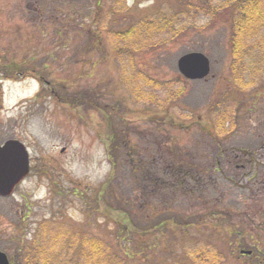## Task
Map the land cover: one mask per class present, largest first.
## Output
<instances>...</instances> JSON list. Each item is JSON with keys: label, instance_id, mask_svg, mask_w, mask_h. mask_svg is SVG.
<instances>
[{"label": "rangeland", "instance_id": "1", "mask_svg": "<svg viewBox=\"0 0 264 264\" xmlns=\"http://www.w3.org/2000/svg\"><path fill=\"white\" fill-rule=\"evenodd\" d=\"M125 1L130 11L120 17L113 9L118 0H0V67L17 61L20 70L16 81L0 74V145L21 141L31 163L14 195L0 197V250L19 264L40 228L66 222L106 241L120 258L126 248L135 256L140 249L139 264H165L172 249L201 245L223 254L221 264H259L240 253L264 254V98L235 95L246 103L238 128L226 137L216 132L217 116L229 107L222 102L233 95L230 25L194 18L180 0ZM160 13L182 14L184 36L137 55L134 68L124 56L121 63L109 32ZM192 52L211 60L207 79L190 82L180 75L179 59ZM135 70L155 82H177L183 97L167 109L136 100L127 83ZM261 75L264 86V70ZM108 118L124 145L116 169L105 135ZM235 147L250 149L254 159L235 158ZM129 164L145 165L144 174L133 175ZM179 171L187 184L175 191ZM148 184L159 192L147 207L144 191L153 195ZM122 199L142 228L150 218L161 223L174 215L191 224L186 242L171 233L122 237Z\"/></svg>", "mask_w": 264, "mask_h": 264}, {"label": "trees", "instance_id": "2", "mask_svg": "<svg viewBox=\"0 0 264 264\" xmlns=\"http://www.w3.org/2000/svg\"><path fill=\"white\" fill-rule=\"evenodd\" d=\"M179 2L180 6L183 9L185 8L183 11L195 13L194 18H200L205 15L206 19L212 22L216 20L217 22H226L230 25L231 75L232 79L240 81L238 82L240 83L238 84L239 86L234 87L236 88V93L233 94L240 97L243 90L241 83L251 79L258 80L264 70V0H180ZM113 9L116 11L117 16L120 17L122 15L126 16L125 14L130 11L125 0L123 2L118 0ZM110 14L115 15V13L112 14V11ZM182 21H184L182 14L176 13V15L171 16L160 13L153 17L148 15L141 17L136 21L130 22L124 29L110 31L114 47L112 50L114 51L113 54L120 58L122 63V56L132 61L137 55L145 53V51L152 52L173 43L182 38L187 31V27L183 25ZM1 63L2 60L0 59ZM18 65L17 61H11L10 66L0 67V74L7 80L16 81L19 79L18 75L20 74ZM131 66L133 68L136 67L134 61L131 62ZM131 77H135V79L133 81L126 79L127 83L133 88L132 91L136 100L140 102L146 101L149 104L163 106L167 109L179 102L183 97V87H177V82H175L176 85L174 82H155L145 76L140 70H135ZM144 81L145 85L142 84L143 87L138 85V82L143 83ZM136 82L137 84L133 85ZM145 86L148 88L154 87L157 92L146 93L144 90L142 91L141 89ZM235 100L237 99L235 98ZM237 104L238 102H236ZM125 115L129 116L132 113L127 112ZM230 119L231 116L224 114L222 121ZM110 120L108 118L109 127L105 135L110 145L112 167L116 169L118 152L124 145L118 143L113 122ZM126 125L125 123V127H127ZM223 132L225 133L226 131ZM130 153H135V150L132 148ZM132 159L133 157L131 156L129 161H132ZM129 167L133 175L144 174L141 171L145 167L143 164H129ZM175 177L176 180L174 179L172 183L176 191L181 186H184L186 183L184 180L187 177L180 171L176 172ZM146 186L153 192L152 195L144 191L145 195L142 204L145 203L148 207L151 198H154V195L158 196L157 192L159 191L152 184ZM103 188L101 195L105 197L104 193L107 192V185ZM131 211L130 204L122 199L120 214L122 224L118 232L126 239L130 237L129 239L132 240L136 238V235L147 236L148 234L157 233L161 235L171 233L173 236H179V240L183 242H186L187 237H189L191 224H186L177 218L176 215L169 220L165 219L161 223L157 219L159 217L153 220L150 218L152 222L149 221L142 228L136 223L135 216ZM108 213L110 214V212ZM168 214L171 213L169 212ZM37 237L35 242L28 245L24 252L20 253L19 264H139L136 257L140 255V249H138L137 256H135L134 249L132 253L126 248L127 250L120 258L113 246L106 241L96 237L90 238L86 232L68 226L66 222L55 228L49 226L41 229ZM210 246L201 245L193 250H187L185 247L179 248V250L172 249L169 252L172 259L165 262V264H221L224 260L223 254ZM59 248L61 249L59 250ZM62 251H64V254L61 257ZM252 252L253 254L248 257L251 259L256 258L259 264H264V254L256 257L255 251ZM59 253L61 254L59 255ZM141 257V260H147L145 258L146 255Z\"/></svg>", "mask_w": 264, "mask_h": 264}, {"label": "water", "instance_id": "3", "mask_svg": "<svg viewBox=\"0 0 264 264\" xmlns=\"http://www.w3.org/2000/svg\"><path fill=\"white\" fill-rule=\"evenodd\" d=\"M180 74L188 80H203L211 72V63L205 54L193 52L178 61ZM30 173V156L26 146L18 140H9L0 146V195L11 196L15 188ZM242 254H251L242 252ZM0 264H11L0 250Z\"/></svg>", "mask_w": 264, "mask_h": 264}, {"label": "flooded vegetation", "instance_id": "4", "mask_svg": "<svg viewBox=\"0 0 264 264\" xmlns=\"http://www.w3.org/2000/svg\"><path fill=\"white\" fill-rule=\"evenodd\" d=\"M238 82H240V81L234 80V79L229 81L230 87H232V88L228 91V93H230V94L236 93V88H234V87L239 86L238 84H240V83H238ZM241 84H242V88H243L241 96H243V98H246V99L248 98L250 100H252V99L253 100H256V99L259 100L260 98H264V86L261 85L259 80H256V79L246 80L245 82H243ZM234 96H235V94L231 95L232 100H234L233 99ZM236 97L237 96H235V98ZM233 102L229 101V103H228L229 111L225 112V114H227L228 116L230 114L231 119L227 120V125L224 123L225 125L218 127V130L221 134H223L224 133L223 131H226V129H227V131L224 134V137H226L227 135H232L233 133H235L236 129L238 128V125H237V119L234 118V115L236 114V111L238 110V106L241 108V110L244 106H246V103H242V102H239L237 100H234ZM236 102H238L237 105H236ZM220 144L222 145L223 143L220 142ZM249 150L250 149L237 148V147L230 149V151H232L234 153V156L237 159L240 158V154H241L242 155L241 159H245L244 156H247V157H249L248 160H251V159L253 160L254 159V153L249 151ZM262 153H264V146H262L260 148V154H259L260 157L261 156L264 157V154H262Z\"/></svg>", "mask_w": 264, "mask_h": 264}]
</instances>
